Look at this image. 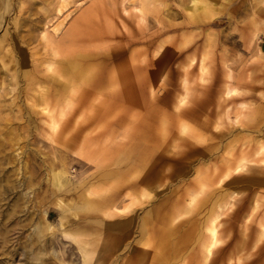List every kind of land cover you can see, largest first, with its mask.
Here are the masks:
<instances>
[{
	"label": "rangeland",
	"instance_id": "rangeland-1",
	"mask_svg": "<svg viewBox=\"0 0 264 264\" xmlns=\"http://www.w3.org/2000/svg\"><path fill=\"white\" fill-rule=\"evenodd\" d=\"M57 4L0 0V264H264V164L225 177L264 149V0Z\"/></svg>",
	"mask_w": 264,
	"mask_h": 264
},
{
	"label": "bare ground",
	"instance_id": "bare-ground-1",
	"mask_svg": "<svg viewBox=\"0 0 264 264\" xmlns=\"http://www.w3.org/2000/svg\"><path fill=\"white\" fill-rule=\"evenodd\" d=\"M70 3V0H58V4H57V7H56V12L58 13V14H61V13H63L64 12V10L66 9V7L68 6V4ZM1 25V24H0ZM56 30H58L57 28H55V31ZM60 32V31H59ZM82 57V55L81 56H76V60L75 61H68L66 64H67V66L68 67H72V68H74V70H79L81 73L83 72L82 71V68H81V64H80V62H79V60H81L80 58ZM126 57V56H125ZM70 60V59H69ZM74 60V59H73ZM77 61V62H76ZM64 66V65H63ZM144 66V65H143ZM63 68V67H62ZM67 68V67H66ZM139 68V67H138ZM69 70V69H68ZM68 70H66V71H68ZM65 71V72H66ZM86 72V71H85ZM145 72V71H144ZM83 74V73H82ZM93 74V73H92ZM73 76V75H72ZM230 76V75H229ZM84 79H87V77H83ZM67 79V78H66ZM75 80V79H74ZM82 80V79H81ZM89 81V80H88ZM87 81V82H88ZM90 81H91V79H90ZM86 82V83H87ZM64 84V83H63ZM65 85V84H64ZM63 85V86H64ZM92 85V84H91ZM76 86H80V85H76ZM85 86V85H84ZM96 86V85H95ZM65 87V86H64ZM66 88H67V86H66ZM69 88V87H68ZM65 89V88H64ZM73 89V88H72ZM68 90V89H67ZM69 91V90H68ZM70 92V91H69ZM44 93H46V92H44ZM89 93V92H88ZM88 95V94H87ZM67 98V97H66ZM60 99V98H59ZM45 103H46V101H45ZM40 104V103H39ZM44 106V105H43ZM241 108L243 109V108H246L245 107V105L244 104H241ZM45 111V110H44ZM47 112V111H46ZM237 120H238V118H236ZM260 122H261V120H260ZM251 126H256V124H251ZM261 129H262V127H261ZM246 130V129H245ZM258 132V131H257ZM261 132V131H260ZM258 134H259V132H258ZM259 141V140H258ZM259 147V146H258ZM248 148V147H247ZM148 151V150H147ZM255 152V156L257 157V156H261V158H259L258 160H256L254 157H253V159L252 160H250V159H248V156L249 155H252L253 153ZM253 152V150H252V152L251 151H245V150H243V151H241V152H239V155H238V157H239V161L235 164V166H233L234 164H232V163H230L229 165H227L228 167V170L226 171L227 173H226V176L225 177H229V176H231V174L233 173V172H235V173H241V172H244V171H247L249 168H248V161L249 162H254V163H260V165L261 166H263L262 164H264V149H263V146L260 148V149H256V151H254ZM252 153V154H251ZM235 160V159H234ZM228 164V163H227ZM233 166V167H232ZM136 168V167H135ZM120 181V180H119ZM79 196H80V194H79ZM81 196H82V194H81ZM119 197H120V195H119ZM118 197V198H119ZM111 202V201H110ZM81 205V204H80ZM79 205V206H80ZM87 205V204H86ZM113 205V204H112ZM85 206V205H84ZM71 207V206H70ZM99 207V206H98ZM102 207V206H101ZM82 208H83V206H82ZM104 208V207H103ZM85 209H86V207H85ZM84 209V210H85ZM117 209V208H116ZM77 210V209H76ZM72 211V210H71ZM108 211V210H107ZM109 212V211H108ZM74 216V215H73ZM108 217H110V216H108ZM136 217V216H135ZM72 221V220H71ZM107 221V220H106ZM136 222V221H135ZM49 225V224H48ZM128 224H126V226H127ZM137 225V224H136ZM135 225V226H136ZM206 225V224H205ZM96 226H97V224H96ZM146 226V225H145ZM48 228H49V226H48ZM98 228V227H97ZM133 228V227H132ZM146 228H147V226H146ZM211 229V232H212V234H211V239H210V242H209V244L206 246V250H207V254H208V256H210L211 254H212V251H213V249L218 245V244H220V241H221V239H220V237H219V235H218V233H217V231H216V229H212V228H210ZM49 230V229H48ZM146 230V229H145ZM133 232V231H132ZM141 233V232H140ZM144 235V234H143ZM161 236H163L164 237V234H161ZM264 236V226H263V228H262V231H261V233H260V235H259V238H262ZM259 238H258V240H259ZM53 240V239H52Z\"/></svg>",
	"mask_w": 264,
	"mask_h": 264
}]
</instances>
